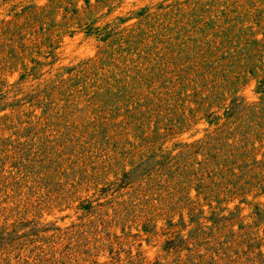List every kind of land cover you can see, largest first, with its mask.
Segmentation results:
<instances>
[{"label": "rangeland", "instance_id": "374dc122", "mask_svg": "<svg viewBox=\"0 0 264 264\" xmlns=\"http://www.w3.org/2000/svg\"><path fill=\"white\" fill-rule=\"evenodd\" d=\"M0 264H264V0H0Z\"/></svg>", "mask_w": 264, "mask_h": 264}]
</instances>
